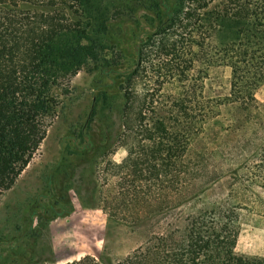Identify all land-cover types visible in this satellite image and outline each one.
Here are the masks:
<instances>
[{
    "label": "trees",
    "instance_id": "1",
    "mask_svg": "<svg viewBox=\"0 0 264 264\" xmlns=\"http://www.w3.org/2000/svg\"><path fill=\"white\" fill-rule=\"evenodd\" d=\"M89 2L0 0V197L43 143L57 114V91H69L82 62L102 60L94 45H82L84 29L72 27L86 9L96 19ZM59 12L67 19H56ZM226 18L238 25L232 39L220 27ZM166 20L123 81L119 141L126 157L98 173L100 209L134 225L198 197L210 184L196 148L205 131L249 129L261 109L264 0H178ZM224 69L230 73L223 91L210 97L211 74ZM237 217L199 213L184 229L151 233L116 263L87 255L64 264H264V256L236 252Z\"/></svg>",
    "mask_w": 264,
    "mask_h": 264
},
{
    "label": "rangeland",
    "instance_id": "2",
    "mask_svg": "<svg viewBox=\"0 0 264 264\" xmlns=\"http://www.w3.org/2000/svg\"><path fill=\"white\" fill-rule=\"evenodd\" d=\"M177 1L90 0L96 19L89 20L86 9L72 22L84 29L82 45H94L102 60L82 62L69 91H57V114L43 143L0 197V264H64L87 255L116 263L151 233L184 229L189 217L209 212L238 214L236 252L264 256V87L249 129L210 128L197 143L210 184L192 202L143 225L113 220L99 207L100 169L126 157L119 141L123 81ZM56 19L67 17L59 12ZM220 27L230 39L238 29L227 18ZM229 73L212 72L210 97L223 91Z\"/></svg>",
    "mask_w": 264,
    "mask_h": 264
}]
</instances>
